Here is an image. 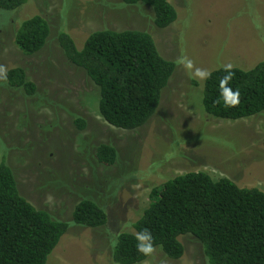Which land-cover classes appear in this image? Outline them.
Masks as SVG:
<instances>
[{
    "label": "rangeland",
    "instance_id": "1",
    "mask_svg": "<svg viewBox=\"0 0 264 264\" xmlns=\"http://www.w3.org/2000/svg\"><path fill=\"white\" fill-rule=\"evenodd\" d=\"M178 19L160 29L154 11L122 0H27L17 10H0V162L13 169L20 193L35 207L69 223L48 264H116L112 243L150 203L152 190L190 171L227 177L241 187L264 191V112L226 120L203 106V81L195 68L209 72L227 64L251 69L264 61V0H171ZM44 16L51 25L48 44L35 55L15 45L21 22ZM138 29L152 34L159 51L177 63L156 114L141 128L109 124L99 111V87L85 70L68 61L58 41L69 33L81 49L94 31ZM194 62L192 73L178 61ZM23 67L37 85L34 95L11 88L6 73ZM194 81L199 85H194ZM86 120L78 129L75 118ZM108 143L118 150L114 166L96 159ZM98 202L107 224L90 228L73 222L82 199ZM184 256L168 258L155 248L141 264H208L202 243L180 237Z\"/></svg>",
    "mask_w": 264,
    "mask_h": 264
},
{
    "label": "trees",
    "instance_id": "2",
    "mask_svg": "<svg viewBox=\"0 0 264 264\" xmlns=\"http://www.w3.org/2000/svg\"><path fill=\"white\" fill-rule=\"evenodd\" d=\"M127 5L143 4L154 11L160 29L178 19L171 0H122ZM27 0H0V10L14 11ZM51 25L42 15L21 22L14 42L28 56L40 52L49 42ZM58 41L66 58L85 70L99 87V111L114 127L134 130L146 125L156 114L163 91L177 63L166 59L151 33L110 28L92 32L79 49L72 36L61 31ZM228 83L239 90L240 103L227 107L220 94V79L228 75L224 66L210 71L203 81V106L211 116L239 120L264 112V61L251 69L233 66ZM6 82L32 96L37 85L23 67L7 71ZM194 85L199 82L194 81ZM78 129L86 120L76 117ZM96 159L114 166L118 150L108 143L96 149ZM77 225L100 228L108 215L92 199L80 200L73 211ZM134 232H119L112 243L116 264H141L149 256L137 251L136 234L147 228L155 248L170 259L184 256L181 236L190 234L203 246L208 264H264V191L241 187L232 179H215L205 171H190L168 179L150 193V203L132 224ZM69 223L35 207L19 190L15 173L6 160L0 162V264H48V257L67 233Z\"/></svg>",
    "mask_w": 264,
    "mask_h": 264
},
{
    "label": "clouds",
    "instance_id": "3",
    "mask_svg": "<svg viewBox=\"0 0 264 264\" xmlns=\"http://www.w3.org/2000/svg\"><path fill=\"white\" fill-rule=\"evenodd\" d=\"M178 63H180L186 70L192 73V69L194 68V62L187 58L182 57ZM233 65L227 64L224 66L228 75L224 76L220 79V94L224 99V103L227 107H236L240 103V92L239 90H232L228 87L229 81L234 76V72L232 71ZM0 71H4V66L0 65ZM194 77H199L200 79H207L210 77L211 73L202 68H195L194 73H192ZM137 239V251L144 254L145 256L152 255L155 251V247L153 244V237L151 232L145 228L141 232L136 234ZM115 244L116 242L113 241Z\"/></svg>",
    "mask_w": 264,
    "mask_h": 264
}]
</instances>
